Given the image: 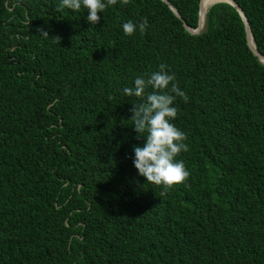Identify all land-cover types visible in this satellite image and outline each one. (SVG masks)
<instances>
[{
    "label": "trees",
    "instance_id": "1",
    "mask_svg": "<svg viewBox=\"0 0 264 264\" xmlns=\"http://www.w3.org/2000/svg\"><path fill=\"white\" fill-rule=\"evenodd\" d=\"M169 1L182 17L118 0L92 25L60 0H0V264H264V63L233 4L193 33L201 0ZM236 1L264 54V0ZM162 63L189 97L190 176L167 188L138 175L123 93Z\"/></svg>",
    "mask_w": 264,
    "mask_h": 264
},
{
    "label": "clouds",
    "instance_id": "2",
    "mask_svg": "<svg viewBox=\"0 0 264 264\" xmlns=\"http://www.w3.org/2000/svg\"><path fill=\"white\" fill-rule=\"evenodd\" d=\"M118 0H60L62 9L85 11L87 21L96 25L101 16L98 13L117 4ZM127 3L128 0H123ZM126 35H134L137 31L144 33L149 27L147 18L141 21L128 19L122 23ZM40 36L47 37L48 32L38 29ZM151 89V91H149ZM126 97L135 96L139 102L133 103L131 117L136 139L143 138L142 144H134L133 163L138 175L146 178L148 183L171 187L182 183L190 176L183 159H177L182 151L189 150L187 134L175 124L178 107L177 97L188 101L187 92L176 81V75L169 66L160 64L159 70L135 76L134 84L125 87Z\"/></svg>",
    "mask_w": 264,
    "mask_h": 264
},
{
    "label": "water",
    "instance_id": "3",
    "mask_svg": "<svg viewBox=\"0 0 264 264\" xmlns=\"http://www.w3.org/2000/svg\"><path fill=\"white\" fill-rule=\"evenodd\" d=\"M166 2H168L170 4V6L172 7V9L175 11V13L179 16V17H182L181 13L178 11L177 7L171 3L169 0H165ZM220 1H227L231 4H233L238 10L239 12L241 13V15L243 16L244 20H245V23H246V33H247V39H248V43L251 47V49L254 51V53L258 56V58L260 59L261 62L264 63V54L261 53L257 47H256V43H255V39H254V36H253V32H252V28H251V25H250V22L248 20V17L246 15V12L244 11V9L239 5V3L236 1V0H219V1H216V2H220ZM214 2V3H216ZM213 3V4H214ZM201 11H202V0L200 2V14H199V25L197 28H192L190 27L186 22H184L186 28L188 30H190L191 32L193 33H200L203 29V25L201 24ZM207 13V12H206ZM206 21V19H205ZM205 25V24H204ZM251 38H253V42L254 44L252 43V40Z\"/></svg>",
    "mask_w": 264,
    "mask_h": 264
},
{
    "label": "bare ground",
    "instance_id": "4",
    "mask_svg": "<svg viewBox=\"0 0 264 264\" xmlns=\"http://www.w3.org/2000/svg\"><path fill=\"white\" fill-rule=\"evenodd\" d=\"M216 1H219V0H204L203 2V5H202V11H201V24L204 26L205 24V19H206V12L208 10V8ZM252 40V43L254 44L253 42V38H251Z\"/></svg>",
    "mask_w": 264,
    "mask_h": 264
}]
</instances>
